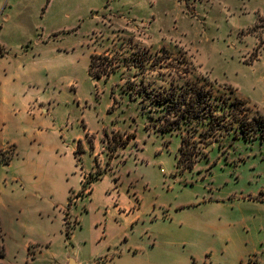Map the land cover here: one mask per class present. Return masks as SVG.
Masks as SVG:
<instances>
[{
	"label": "rangeland",
	"instance_id": "1",
	"mask_svg": "<svg viewBox=\"0 0 264 264\" xmlns=\"http://www.w3.org/2000/svg\"><path fill=\"white\" fill-rule=\"evenodd\" d=\"M135 45L264 116V0H0L5 264H264V139L231 133L181 169L178 132L126 92L133 71L88 75L90 54Z\"/></svg>",
	"mask_w": 264,
	"mask_h": 264
},
{
	"label": "trees",
	"instance_id": "2",
	"mask_svg": "<svg viewBox=\"0 0 264 264\" xmlns=\"http://www.w3.org/2000/svg\"><path fill=\"white\" fill-rule=\"evenodd\" d=\"M133 48L135 51L124 57L119 53L112 56L91 54L88 74L92 78L108 79L120 68L133 71L125 79L126 92L148 110L156 129L163 133L178 132L181 143L176 159L181 169H192L204 154L200 148L231 133L250 140L264 139V116L250 114L245 101L218 95L206 78H193L185 57H172L165 49L152 52L138 45ZM104 136H107L105 130ZM80 148L78 143L77 152H82ZM96 175V178L92 174L84 178L82 192L102 174ZM5 257V248L0 245V264H5Z\"/></svg>",
	"mask_w": 264,
	"mask_h": 264
},
{
	"label": "crops",
	"instance_id": "3",
	"mask_svg": "<svg viewBox=\"0 0 264 264\" xmlns=\"http://www.w3.org/2000/svg\"><path fill=\"white\" fill-rule=\"evenodd\" d=\"M91 55V54H90ZM90 59V58H89ZM90 62V61H89ZM87 72H88V67H87ZM115 73V72H114ZM89 75V74H88ZM90 76V75H89ZM91 77V76H90ZM111 77H112V75H110V77L108 78V79H104V78H92V79H96V80H104L105 82L106 81H108V80H110L111 79ZM116 86V85H115ZM114 99H115V96H114V94L112 93V96H111V98H110V104H112L113 102H114ZM109 104V105H110ZM42 111H45V109L44 108H42ZM89 133V131L88 132H85V137H86V135ZM85 137H84V139H85ZM84 139L83 140H78L77 141V143H76V148H75V150H74V152H73V156H74V159H76V161L78 162V161H80V155H82V154H84V149H85V147L87 146L86 145V143L84 142ZM78 143H80V145H82V152H77V148H78ZM12 154H13V156H11V158H9L6 162H5V165H10V163H11V161L14 159V158H17L18 157V152H15V148L16 147H14L13 145H12ZM9 148H11L10 146H9ZM91 150L92 151H95L93 154H92V156L94 157V161H95V159L96 160H99V158L102 156L101 154H99V150L98 149H96L95 147H94V145H93V149L91 148ZM78 155H79V157H78ZM92 169H94V166H93V168ZM85 174H81V177H82V180H81V185H82V182H83V180H84V178L86 177V175L84 176ZM95 181H97V180H95ZM93 183V182H92ZM91 183V184H92ZM90 194V193H89ZM35 258H33L32 259V261L34 260ZM31 261V262H32ZM67 264H78L77 262H76V260H74V259H70L69 260V262L67 263Z\"/></svg>",
	"mask_w": 264,
	"mask_h": 264
}]
</instances>
